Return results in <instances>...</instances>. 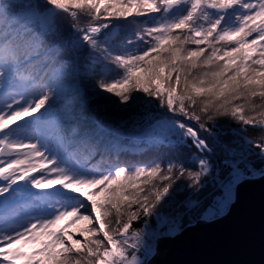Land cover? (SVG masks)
Returning a JSON list of instances; mask_svg holds the SVG:
<instances>
[{"label":"snow or ice","instance_id":"1","mask_svg":"<svg viewBox=\"0 0 264 264\" xmlns=\"http://www.w3.org/2000/svg\"><path fill=\"white\" fill-rule=\"evenodd\" d=\"M258 179L264 0H0V264H152Z\"/></svg>","mask_w":264,"mask_h":264},{"label":"water","instance_id":"2","mask_svg":"<svg viewBox=\"0 0 264 264\" xmlns=\"http://www.w3.org/2000/svg\"><path fill=\"white\" fill-rule=\"evenodd\" d=\"M152 264H264V180L247 184L225 218L161 241Z\"/></svg>","mask_w":264,"mask_h":264},{"label":"trees","instance_id":"3","mask_svg":"<svg viewBox=\"0 0 264 264\" xmlns=\"http://www.w3.org/2000/svg\"><path fill=\"white\" fill-rule=\"evenodd\" d=\"M121 23H123V22L121 21ZM129 23L131 25L133 22L130 21ZM110 95H114V94H110ZM129 115L130 114L119 113L113 117V120L110 121V123H112V125L114 127L117 123H119V121L121 119H127ZM138 122L141 124V128H143V121H138ZM131 123H132V121L128 120V122L123 125L125 135L122 138L121 143L124 145H128V148H127V150L122 151L119 154V159L128 165L141 164V166H142V162L145 161L147 158L144 155L138 154L135 151V149L133 147H131V145L134 143V140L130 136L127 135V131L129 129ZM37 171H39V169Z\"/></svg>","mask_w":264,"mask_h":264},{"label":"rangeland","instance_id":"4","mask_svg":"<svg viewBox=\"0 0 264 264\" xmlns=\"http://www.w3.org/2000/svg\"><path fill=\"white\" fill-rule=\"evenodd\" d=\"M38 170V169H37ZM36 173H33V175H35ZM196 225V224H195Z\"/></svg>","mask_w":264,"mask_h":264}]
</instances>
